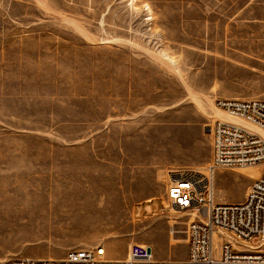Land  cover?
I'll list each match as a JSON object with an SVG mask.
<instances>
[{
    "label": "rangeland",
    "instance_id": "1",
    "mask_svg": "<svg viewBox=\"0 0 264 264\" xmlns=\"http://www.w3.org/2000/svg\"><path fill=\"white\" fill-rule=\"evenodd\" d=\"M229 98L264 99V0H0V261L133 242L183 259L193 215L133 206L164 200L169 170L207 173ZM260 169L217 170L215 200Z\"/></svg>",
    "mask_w": 264,
    "mask_h": 264
},
{
    "label": "built area",
    "instance_id": "2",
    "mask_svg": "<svg viewBox=\"0 0 264 264\" xmlns=\"http://www.w3.org/2000/svg\"><path fill=\"white\" fill-rule=\"evenodd\" d=\"M217 106L264 129V99H220ZM207 173L169 170L164 201L193 215L185 226L183 259H157L149 245L133 242L125 257H110L104 244L68 249L62 257H13L0 264H264V139L243 126L217 122L211 129ZM260 164L242 201L217 202L213 175L223 168ZM167 207L163 202V210ZM259 237L258 243L253 239Z\"/></svg>",
    "mask_w": 264,
    "mask_h": 264
},
{
    "label": "bare ground",
    "instance_id": "3",
    "mask_svg": "<svg viewBox=\"0 0 264 264\" xmlns=\"http://www.w3.org/2000/svg\"><path fill=\"white\" fill-rule=\"evenodd\" d=\"M219 108V107H218ZM220 110H222L221 108H219ZM223 111V110H222ZM216 114H218V116L222 119V121L224 120V121H226V122H231V123H234V124H237V125H240V126H243V127H245L246 129H248L249 131H251L252 133H254V134H257V135H259L260 137H262L263 139H264V129H262L261 127H259V126H257V125H255L254 123H251L250 121H248V120H246V119H244V118H242V117H237V116H232V115H230V114H228V113H226L225 111L224 112H217ZM252 165H256V164H252ZM247 166H250V165H247ZM239 167H245V166H239ZM233 168H235V167H233ZM247 170V169H246ZM260 171H261V169H260ZM247 172H249L251 175H256V173L258 172L257 171V168L256 167H252V168H250L249 170H247ZM259 174H260V172H259ZM249 189V188H248ZM248 191V190H247ZM72 193V195H71V197L72 196H75L76 198L78 197V198H80V197H86V198H89V199H95V198H97L98 197V193H100L99 191H97V190H82V189H79V190H75V191H73V192H71ZM70 192H69V196H70V194H71ZM238 195V194H237ZM237 195H236V197H237ZM68 196V197H69ZM239 196V195H238ZM235 197V198H236ZM65 203V205H71V206H73L74 208H76L77 206H79V204H75L74 203V205H72L73 203H67V202H64ZM84 203H86V204H84ZM90 203V200H89V202L88 201H86V202H83V204L84 205H90L89 204ZM92 203V202H91ZM58 208V207H57ZM59 209V208H58ZM58 209H57V211H55V213H56V215H59V213H58ZM175 209V208H174ZM177 210V209H176ZM65 213V212H64ZM63 214V213H62ZM64 216H66L65 214H63ZM67 216H69V215H67ZM72 217H73V219L75 218L74 217V214H72V216H71V214H70V218L72 219ZM75 220H76V218H75ZM72 222V221H71ZM118 246H119V243L117 242V243H112V245H110V247H109V249H110V251L111 252H115V251H117L118 249ZM128 250V249H127ZM126 255H127V253H126ZM125 255V256H126ZM124 256V257H125ZM49 258H52V257H49Z\"/></svg>",
    "mask_w": 264,
    "mask_h": 264
},
{
    "label": "crops",
    "instance_id": "4",
    "mask_svg": "<svg viewBox=\"0 0 264 264\" xmlns=\"http://www.w3.org/2000/svg\"><path fill=\"white\" fill-rule=\"evenodd\" d=\"M166 189V186H165ZM165 189H164V194H165ZM163 202L164 200L160 197H149L146 199H143L141 201L136 202V204L133 206V216L136 220H143L149 217H152L156 214H159L163 210ZM156 204L157 209H153V204ZM140 207L142 212L137 215L136 209ZM185 256V255H184Z\"/></svg>",
    "mask_w": 264,
    "mask_h": 264
}]
</instances>
